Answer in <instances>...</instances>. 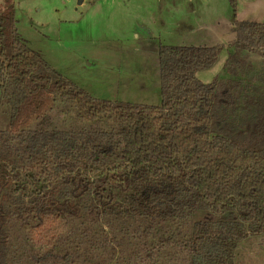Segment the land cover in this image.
<instances>
[{"label":"trees","instance_id":"obj_1","mask_svg":"<svg viewBox=\"0 0 264 264\" xmlns=\"http://www.w3.org/2000/svg\"><path fill=\"white\" fill-rule=\"evenodd\" d=\"M235 11L236 0H228ZM0 0V264H233L264 234V24L158 47L159 105L56 72Z\"/></svg>","mask_w":264,"mask_h":264},{"label":"rangeland","instance_id":"obj_2","mask_svg":"<svg viewBox=\"0 0 264 264\" xmlns=\"http://www.w3.org/2000/svg\"><path fill=\"white\" fill-rule=\"evenodd\" d=\"M18 33L56 72L90 96L159 105L158 47L224 44L196 74L224 77L234 20L264 24V0H13ZM181 23L168 25L172 17ZM166 22V23H165ZM255 73L261 72L258 59ZM233 264H264V234L240 243Z\"/></svg>","mask_w":264,"mask_h":264},{"label":"crops","instance_id":"obj_3","mask_svg":"<svg viewBox=\"0 0 264 264\" xmlns=\"http://www.w3.org/2000/svg\"><path fill=\"white\" fill-rule=\"evenodd\" d=\"M177 16H179V15L176 14L175 17H172V19L170 20V22L168 23V25H172V24L177 25V24H180V23H181V17H179V18L177 19V18H176ZM165 23H166V22H165ZM174 25H172V26H174Z\"/></svg>","mask_w":264,"mask_h":264},{"label":"water","instance_id":"obj_4","mask_svg":"<svg viewBox=\"0 0 264 264\" xmlns=\"http://www.w3.org/2000/svg\"><path fill=\"white\" fill-rule=\"evenodd\" d=\"M83 0H78V4H81Z\"/></svg>","mask_w":264,"mask_h":264}]
</instances>
